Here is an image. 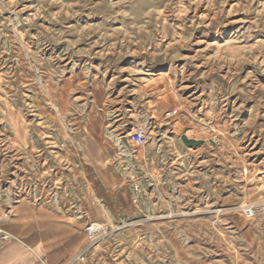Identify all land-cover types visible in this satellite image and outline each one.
Here are the masks:
<instances>
[{"label":"rangeland","instance_id":"374dc122","mask_svg":"<svg viewBox=\"0 0 264 264\" xmlns=\"http://www.w3.org/2000/svg\"><path fill=\"white\" fill-rule=\"evenodd\" d=\"M94 78H129L100 130ZM90 134L111 171L81 186L116 211L103 264H264V0H0V193L68 191Z\"/></svg>","mask_w":264,"mask_h":264},{"label":"crops","instance_id":"0c3cea01","mask_svg":"<svg viewBox=\"0 0 264 264\" xmlns=\"http://www.w3.org/2000/svg\"><path fill=\"white\" fill-rule=\"evenodd\" d=\"M122 80L129 78H94L90 94L91 115L97 116L92 130H100L99 125H105L100 106L104 105L109 89L118 90ZM80 143L82 147L83 143L94 147L96 156L81 149L80 162L70 173L73 187L68 191L60 192L56 197L52 190L44 188L31 193L21 189L14 197L8 192L0 193V228L7 237L0 242V264H103L116 239L111 236L98 240L89 238L86 226L91 222L110 224L115 220L113 213L116 211L108 210L109 206L113 207L112 203L105 206L100 203L99 189L92 192V189L82 187L81 182L85 167L95 178L102 180L111 170L102 141L90 134L80 139ZM121 192L114 198L118 206L124 204ZM86 199L94 204L93 218L77 215L76 209L82 208ZM82 210L85 211L84 206Z\"/></svg>","mask_w":264,"mask_h":264},{"label":"built area","instance_id":"2783aa9c","mask_svg":"<svg viewBox=\"0 0 264 264\" xmlns=\"http://www.w3.org/2000/svg\"><path fill=\"white\" fill-rule=\"evenodd\" d=\"M129 144L136 147H143L148 144L149 138L147 133L144 130L138 129L129 134L128 137ZM138 189L134 191V197L136 196ZM252 210V209H251ZM252 212L247 216L252 217ZM5 217V216H4ZM86 232L89 238L98 240L107 234V227L102 226L97 222H91L87 228ZM7 239L6 235L2 232L0 228V242H3Z\"/></svg>","mask_w":264,"mask_h":264},{"label":"bare ground","instance_id":"6f19581e","mask_svg":"<svg viewBox=\"0 0 264 264\" xmlns=\"http://www.w3.org/2000/svg\"><path fill=\"white\" fill-rule=\"evenodd\" d=\"M13 121L11 122V126H12V132L14 133V141H17L18 143H20L18 145L19 147H21V148L25 147L26 144H27L26 132H25V130L23 129L22 126L20 127L18 123H16V122L13 123ZM127 154L129 156L133 157V152L131 150H129L127 152Z\"/></svg>","mask_w":264,"mask_h":264},{"label":"water","instance_id":"95a60500","mask_svg":"<svg viewBox=\"0 0 264 264\" xmlns=\"http://www.w3.org/2000/svg\"><path fill=\"white\" fill-rule=\"evenodd\" d=\"M181 141L187 147L198 146L200 144V142H198V141L187 140L186 137H184V136L181 137ZM122 142L124 144H126V140L125 139H122ZM231 264H233L232 261H231Z\"/></svg>","mask_w":264,"mask_h":264}]
</instances>
